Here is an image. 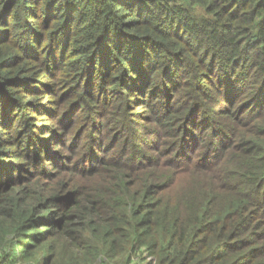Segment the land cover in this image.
Instances as JSON below:
<instances>
[{"label":"trees","instance_id":"16d2710c","mask_svg":"<svg viewBox=\"0 0 264 264\" xmlns=\"http://www.w3.org/2000/svg\"><path fill=\"white\" fill-rule=\"evenodd\" d=\"M0 264H264V0H0Z\"/></svg>","mask_w":264,"mask_h":264},{"label":"rangeland","instance_id":"374dc122","mask_svg":"<svg viewBox=\"0 0 264 264\" xmlns=\"http://www.w3.org/2000/svg\"><path fill=\"white\" fill-rule=\"evenodd\" d=\"M44 117V116H43ZM44 119H46L44 117ZM216 119L220 120V118L217 116ZM218 120H216L218 122ZM117 121V120H115ZM42 123H46V122H43L41 121L39 123V133L40 134H43L45 132V130L42 129ZM51 123H55L53 120L50 122ZM114 125H118L116 122H112ZM110 123V121L108 122V125H112L111 128L114 129L115 126ZM49 124V125H50ZM150 127V126H149ZM72 131H69V132H66L62 129V127L59 126V124H56L55 127H54V130L60 134L61 138L59 140L56 141V143L58 144L56 148L55 147V144H51V150L55 151V152H60V148L62 149L63 148V152L64 154L66 155L67 159L68 160H71V158L73 157H78V156H81L84 155V153L81 152V149L83 148H88V146H85L88 144V136L87 135H84V134H79V133H75V132H78L79 131V128H78V125L74 124L72 125ZM134 129L133 126H126L125 125V132L126 131H129L131 129ZM115 130H113L111 133H109L108 135H105V140L107 141H110L112 139V136L114 135L113 132ZM80 132V131H79ZM47 134L43 135L44 137H46ZM134 135V131H130L129 132V135L127 136V139L129 138H132ZM146 137V136H145ZM127 141V140H126ZM63 144V146L61 145Z\"/></svg>","mask_w":264,"mask_h":264}]
</instances>
